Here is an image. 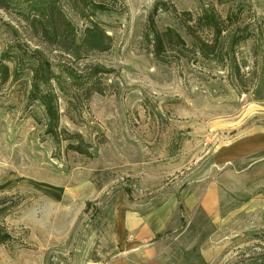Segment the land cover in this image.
Instances as JSON below:
<instances>
[{
    "label": "rangeland",
    "instance_id": "rangeland-1",
    "mask_svg": "<svg viewBox=\"0 0 264 264\" xmlns=\"http://www.w3.org/2000/svg\"><path fill=\"white\" fill-rule=\"evenodd\" d=\"M9 2L0 66L17 79L0 86V230L10 238L0 264H110L125 214L167 199L179 205L176 227L159 236L154 264L264 261V0H61L78 41L91 23L112 41L76 58L41 34L27 0ZM205 11L225 27L224 53L251 33L230 51L240 79L228 58L198 54L197 36L215 42L196 28ZM47 66L94 73L102 93L86 99L67 84V95L39 79L44 100H34L32 71ZM64 133L81 135L90 156Z\"/></svg>",
    "mask_w": 264,
    "mask_h": 264
},
{
    "label": "trees",
    "instance_id": "trees-1",
    "mask_svg": "<svg viewBox=\"0 0 264 264\" xmlns=\"http://www.w3.org/2000/svg\"><path fill=\"white\" fill-rule=\"evenodd\" d=\"M8 1L11 2V0H0L2 4H8ZM27 1L28 10L33 12L34 20L41 24V34L49 41L55 42L68 55L76 58L81 51L97 53H105L109 51L112 42L111 38L97 23H91L90 26L86 27L81 41L77 40L74 26L65 18L61 11L59 6L61 0ZM95 7L99 9L103 8L100 5H96ZM196 28L200 30V32H210L215 40L213 44H210L205 39L202 40L200 36H197L196 40L199 43L197 48L198 54L205 59L210 61L215 60L221 64H223L226 61V58H228L232 76L236 80L240 79V66L236 63L234 52L230 51H234L237 45L252 39L251 33L247 35H236L237 37L232 39L227 47L228 52L224 53L223 46H220V40L222 39L225 27L223 26V23L219 21L217 16L205 11L202 16H199L197 19ZM260 33L264 34L262 31ZM242 67H246L245 63H243ZM32 73L31 87L33 89L30 94L34 97V100H44V97L41 95L45 94H42L40 88L41 84H39L41 81L39 79H42L46 84H50V81H54L57 89L61 93L67 95L69 94L66 87L67 84L71 85L70 87L73 91L84 92L86 99H89L93 93H102L101 89L97 87L96 74L94 73L81 76L69 68H62L60 73L56 75L50 70L49 66H47V68H34ZM15 74L14 71H10L7 65H1L0 86L6 84L10 78L16 80L17 78L15 77ZM57 122L54 120L51 125V130H55L53 135L56 140L58 139L59 134H61V132L59 134L56 132ZM63 140H65V142L69 141V148L76 153H79V155L90 156L89 147L84 142L81 135L64 133ZM0 204H3V201ZM3 211H1V213ZM9 239V236L0 230V244H6ZM256 239H258L260 243H264V234ZM261 248L264 250V247ZM253 264H264V261H256Z\"/></svg>",
    "mask_w": 264,
    "mask_h": 264
},
{
    "label": "crops",
    "instance_id": "crops-1",
    "mask_svg": "<svg viewBox=\"0 0 264 264\" xmlns=\"http://www.w3.org/2000/svg\"><path fill=\"white\" fill-rule=\"evenodd\" d=\"M178 202L167 199L150 212L125 214L119 229L120 252L110 264H154L158 250V239L168 229H174L173 217L178 210ZM210 217L216 208L206 209Z\"/></svg>",
    "mask_w": 264,
    "mask_h": 264
}]
</instances>
